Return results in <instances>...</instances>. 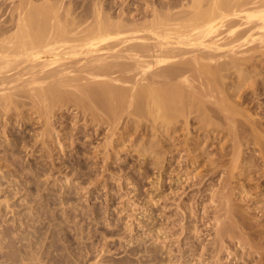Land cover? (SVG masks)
Instances as JSON below:
<instances>
[{
	"label": "bare ground",
	"instance_id": "6f19581e",
	"mask_svg": "<svg viewBox=\"0 0 264 264\" xmlns=\"http://www.w3.org/2000/svg\"><path fill=\"white\" fill-rule=\"evenodd\" d=\"M38 1L9 0L10 4L3 8V0H0V116L15 118V112L23 115L25 106L28 107L26 109L34 108L30 109L43 118V128L40 126V130L44 136L47 133H60L53 131L56 130L57 123L52 126L56 120V108L72 107L77 110V114H74L79 123L80 118L85 122H89V119L92 123L97 120L99 124L109 125L108 133L106 132L108 135H105L112 137L107 141L105 139L107 143L114 139L113 134L117 128H121L119 123L123 120L125 125L123 124L122 130L135 127L136 131L140 126L142 131L146 130V134L150 133L148 137L154 136L157 139L158 135L163 136L160 137L161 141H166L160 143L162 145L157 146L156 139L152 137L149 146V139H146L145 145L153 149L168 146L173 154L179 146L176 149L175 143L170 141L169 144L168 140L179 131L182 132L178 133L180 135L184 133L183 139L186 140L184 143L179 141L183 146L189 143L191 135L198 140L211 139V144L220 138L233 139L230 147L232 151L225 150L227 146H222L225 143L221 144L224 148L221 149L222 152L220 149V153L215 151L220 156L223 155L220 164H216L220 162V157L208 158L212 162H206L212 166L211 169L214 163L219 169L223 165L226 167V171L221 172L224 173L223 182L220 183L222 191L218 193V190L219 195L215 194L220 196L216 199H220L217 206H221L215 207L216 203L212 199L213 206L217 209L214 211V221L212 220L214 224L210 221L216 231L213 232L217 235H214L215 240L210 241L222 239V242L225 239L222 238L223 233L230 232L229 229L233 233L235 227L232 226L241 221L238 213L243 208H238L237 205L236 210L230 202L233 199L231 183L236 178L234 170L239 168V161L248 160L254 155L253 148L249 151V142L248 147L246 142L253 140L259 146L264 145V0H140L142 4L130 1V8L127 5L120 7L121 10L118 11H122L121 13L111 10L110 4L105 5L108 1L104 3L103 0H88V3L83 0L86 5L83 8L79 6L80 9L77 5L74 6L78 0L73 5L57 0ZM124 1L126 0H120V3ZM137 1L135 2L138 3ZM130 4L145 7L134 8L138 11L133 14ZM114 7L117 8L116 3ZM8 12L9 15L5 17ZM17 115L16 119L19 117ZM25 116L26 119L27 115ZM57 121L61 123L63 120ZM97 126V130L102 127ZM5 127L6 125L1 130L6 132ZM246 137L250 139L245 141ZM199 143H195V147H199ZM103 147L104 145H100L99 149ZM173 147L176 149L174 152L171 151ZM105 148L109 149L107 146ZM203 148L201 147L202 150ZM161 151L159 150L161 155L168 152L162 154ZM229 151L231 158L228 156ZM197 156L199 155L195 158ZM160 157L165 158L164 155H159ZM162 158L160 159L164 160ZM249 168L252 169L248 163L241 167L240 174H244V179L259 177L260 180L263 174L249 176L252 174L249 173ZM205 208L207 210L210 206ZM205 208L203 211L206 212ZM232 215H236V221L231 220L235 217ZM224 218L231 221L227 220V223ZM241 223L238 224L240 226L237 225V229L245 226ZM227 224L231 228L226 227ZM184 229L186 228L183 227ZM213 241V248L218 243L221 245V242ZM241 241L245 240L241 239L239 242L242 243ZM208 244L210 245L209 241ZM208 244L205 245L212 250L210 253L215 252L210 258L213 260L218 254ZM204 252L203 254L206 253ZM205 255L201 254L202 257ZM201 256L199 257L202 259ZM200 258L197 260L207 261ZM190 260L193 263V259ZM219 261L212 263L209 260L207 262L210 263H206L215 264L214 262Z\"/></svg>",
	"mask_w": 264,
	"mask_h": 264
},
{
	"label": "rangeland",
	"instance_id": "374dc122",
	"mask_svg": "<svg viewBox=\"0 0 264 264\" xmlns=\"http://www.w3.org/2000/svg\"><path fill=\"white\" fill-rule=\"evenodd\" d=\"M5 1L0 2L3 8L10 4L9 0ZM40 1L43 0L38 2ZM57 1L72 5L76 2L75 0ZM79 1L74 6L83 8L85 3L91 0H84V4L83 0L80 1L81 3ZM105 1H108L105 5L110 4V9L117 11L116 13L122 12L118 11L121 10L120 7L127 5V8H130V1L137 5L144 2V0L142 3L140 0V2L126 0L127 2L124 1L125 3L122 2V4L120 0H103L104 3ZM113 1L116 2L113 3ZM115 3L117 8L114 7ZM134 4H130L133 6V8L131 6V10H134L133 14L138 11L137 9L145 7ZM2 7L1 10H3ZM8 15L9 12L4 16ZM254 85L257 84L254 83ZM26 108L22 111V116H20L21 113L15 112L19 116L17 119L15 113V118L7 119V116H0V122H3L0 123V136L2 134L0 139L5 141V144L4 141H0V145L4 146H0V264H207L219 260L218 263H214L264 264V151L262 150L264 145L259 146L260 144L246 137L245 141L248 140L246 146L249 142L248 150L253 148L252 151L255 153H252L255 156L251 155L248 160L239 161V168L234 170L236 178L232 179L233 199L231 198L230 202L236 210L237 205L238 208H243L238 214L241 218L239 223L242 222L241 224L245 226H241L237 231L240 225L234 224L232 228L236 229L233 228V233L231 229H229L230 232H224L227 235L223 233L222 238L225 239L222 242V239L213 241L216 238L214 237L216 231L212 227L214 225L210 224L214 221L215 209L221 206H217L220 199L216 197L219 195L218 190V193L222 191L221 182H223L224 173L221 172H225L226 167L223 165L219 169L214 163L218 169L213 166L212 169L217 170H212V166L209 165L212 161L209 162L211 159L208 161V158H221L223 155L220 156L216 152L220 153L219 149L225 146H227L225 150H229L233 139L220 138L219 141L216 139V142L214 140L211 144V139L203 141L191 135L189 143L183 146L179 141L182 140L184 143L186 140L183 139L184 133L182 136L178 134L182 133L179 131L176 133L177 136L176 134L173 136L176 139L171 137L168 140L169 144L172 141L175 143V148L179 146V149L176 148L177 151L174 147L171 148V151H176L173 154L167 148L168 146H162V149L148 147L152 138L155 137H148L150 133L146 134V130L142 131L140 126L136 131L134 126V128L122 130L121 128L125 125V121L122 120L119 123L121 130L117 128V133L115 131L113 134L114 139L108 140L109 142L113 140L110 145L106 142L111 136H107L109 125L99 124L97 120L96 122L93 120L92 123L88 119L89 122H85L78 117L81 121L79 123L76 116L77 110L72 107L56 108L58 116L55 115L56 120L52 126L57 123L56 128L53 127L56 130L53 131L60 133H51L52 135L47 133L48 135L42 136L40 128L43 126L41 123L43 118L35 110L32 111L34 108L30 107L32 110ZM25 115H27L26 119ZM1 119L5 120L1 121ZM58 119L63 121L60 123ZM94 122L97 124L95 125ZM4 125L7 128L6 132L1 130ZM97 125L102 127L97 130ZM22 137H24L23 140ZM160 137L163 136L158 135L156 140L153 139L157 141V146L166 141L165 139L162 142ZM13 138H17V143ZM146 139H149L148 146L145 145ZM176 140L178 142H175ZM201 141L203 142L199 143ZM195 143H199L200 146L195 147ZM221 144H224L223 147ZM100 145L104 147L99 149ZM106 146L109 149H106ZM201 147L205 150L203 151ZM142 148L147 150L144 151ZM157 148L162 150V154L168 151L163 154L165 158L160 157L165 161L159 158V155H163L156 150ZM231 151H229V157L232 155ZM196 155L199 156L195 158ZM224 158L229 160L225 156ZM221 160L223 161L221 158L216 164H220ZM207 161L209 163H206ZM244 163L252 167L248 170L252 173L249 176L262 173L263 177L260 176V180L259 177L244 179V174H240ZM231 185L227 187L230 188ZM212 199L218 200L215 202L213 200L217 208L213 206ZM204 206L207 208L210 206V210H206ZM204 208L206 212L203 211ZM230 217L229 219L233 217L231 220L236 221L234 219L236 215ZM224 219L227 223L231 221L228 218ZM183 227L186 229L183 230ZM196 230L201 232L197 233ZM240 238L245 241L240 243ZM210 239H213L211 240L213 242H221V245L215 243L218 247L214 245L213 248L214 243ZM206 243L217 252L218 257H213L215 259L211 260L215 252L210 253L212 250L205 245ZM204 246L209 251L203 249ZM202 251H205L206 255ZM197 254L205 256H201V259ZM191 255L193 256L190 257ZM188 258L193 259V263ZM198 258L210 260V262L198 261Z\"/></svg>",
	"mask_w": 264,
	"mask_h": 264
}]
</instances>
